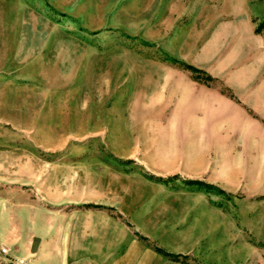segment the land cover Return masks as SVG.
I'll return each mask as SVG.
<instances>
[{
	"label": "rangeland",
	"instance_id": "rangeland-1",
	"mask_svg": "<svg viewBox=\"0 0 264 264\" xmlns=\"http://www.w3.org/2000/svg\"><path fill=\"white\" fill-rule=\"evenodd\" d=\"M241 13L254 30L264 0H187L185 15L150 41L147 32L87 31L46 6L43 18L29 12V20L43 19L47 61L59 51L90 52V82L70 85L68 93L53 84L0 81V248L6 249L0 264L28 261L21 255L27 236L5 242L13 220L4 199L46 198L55 165L81 161L144 180L139 222L158 236L152 243L163 253L182 254L175 260L264 264V113L207 73L221 61L231 70L243 61L245 49H236L228 30ZM247 68L255 83L264 77ZM83 72L76 70L77 82ZM216 90L235 106L212 100ZM37 243L34 237L33 248Z\"/></svg>",
	"mask_w": 264,
	"mask_h": 264
},
{
	"label": "crops",
	"instance_id": "crops-1",
	"mask_svg": "<svg viewBox=\"0 0 264 264\" xmlns=\"http://www.w3.org/2000/svg\"><path fill=\"white\" fill-rule=\"evenodd\" d=\"M45 6L73 17L90 32H147V40L151 41L156 40L152 36L159 38L185 15L187 0H0V81L53 84L55 91L69 93L70 85L90 82L92 57L87 51L73 57L59 51L55 60L47 61L42 19ZM29 12H40L42 18L29 20ZM228 30L229 37H234L238 45L236 49H245L239 56L243 61L233 70L221 61L217 72L214 68L207 73L211 79L221 78L246 106L257 115L262 114L264 77L255 83L247 67L254 69L251 73L257 78L264 74L258 72L264 66V38L254 33L247 13L230 21ZM51 39L55 43V37ZM104 64L106 70L111 62ZM81 67L83 79L77 82L76 70ZM107 73L104 81L109 84ZM210 97L226 106H235L219 90L211 92ZM52 148L55 145L44 149ZM32 177L36 182L41 179L37 174ZM142 181L138 175H122L110 166L93 169L86 161L55 165V185L47 191L46 198L39 195L35 199H4V212L8 209L13 220L5 242L21 243L23 239L17 238V234L27 236L21 248V255L28 259L26 264H186L165 255L167 252L152 243L159 240L158 236L139 222L146 213L139 190ZM18 218L22 220L20 227L16 223ZM34 237L38 239L35 248Z\"/></svg>",
	"mask_w": 264,
	"mask_h": 264
},
{
	"label": "trees",
	"instance_id": "trees-1",
	"mask_svg": "<svg viewBox=\"0 0 264 264\" xmlns=\"http://www.w3.org/2000/svg\"><path fill=\"white\" fill-rule=\"evenodd\" d=\"M252 22L255 24L254 26V33L255 34H259V35H263L264 36V17L261 19H253ZM189 69L196 71L194 68H192L191 66H187ZM160 251V250H159ZM165 255H167L168 257H171L173 259H176L178 256L175 254H168L166 253Z\"/></svg>",
	"mask_w": 264,
	"mask_h": 264
},
{
	"label": "built area",
	"instance_id": "built-area-1",
	"mask_svg": "<svg viewBox=\"0 0 264 264\" xmlns=\"http://www.w3.org/2000/svg\"><path fill=\"white\" fill-rule=\"evenodd\" d=\"M0 253L5 254L6 253V249L5 248H0Z\"/></svg>",
	"mask_w": 264,
	"mask_h": 264
}]
</instances>
